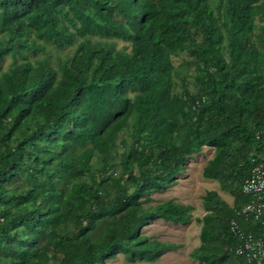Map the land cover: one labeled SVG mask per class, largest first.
<instances>
[{"label":"trees","instance_id":"1","mask_svg":"<svg viewBox=\"0 0 264 264\" xmlns=\"http://www.w3.org/2000/svg\"><path fill=\"white\" fill-rule=\"evenodd\" d=\"M212 1L0 0V264L156 261L177 245L142 228L188 223L193 207L152 194L204 147L203 176L234 200L206 191L190 256L244 264L228 223L261 150L264 0ZM48 44L74 48L53 66ZM183 51L195 91L184 75L177 89Z\"/></svg>","mask_w":264,"mask_h":264},{"label":"rangeland","instance_id":"2","mask_svg":"<svg viewBox=\"0 0 264 264\" xmlns=\"http://www.w3.org/2000/svg\"><path fill=\"white\" fill-rule=\"evenodd\" d=\"M218 0H213L212 5H216ZM116 48L127 50L129 44L114 40ZM74 46L68 47L64 50L56 49L51 45H45L44 56H47L53 66H56V59L58 57L65 58L73 51ZM43 56L42 54H40ZM38 55V56H40ZM191 57L186 52H179L173 56V64L179 75L175 76L177 89L179 90L181 78L185 76L188 82V88L195 91L193 81V69L184 65V62L190 60ZM1 68L7 69L11 65L9 57L0 61ZM126 137L122 133L118 139ZM214 154L212 147H204L203 150L197 154L190 156L187 160L186 169L177 176V183L168 187L163 193H153L152 197L154 203H158L167 199H174L183 204H190L193 207L192 219L185 224L171 223L163 220H153L142 228V233L148 235L150 238H155L163 242H170L177 245V248L170 250L161 255L156 261H136L130 263L126 260L123 254L119 253L116 257L109 259L112 264H203L190 256L192 249L200 244L199 231L201 223H198L196 218H201L205 213L203 207V196L208 190H215L222 199L230 205L233 204L234 196L221 189L220 183L216 179L205 178L202 174L203 168Z\"/></svg>","mask_w":264,"mask_h":264},{"label":"built area","instance_id":"3","mask_svg":"<svg viewBox=\"0 0 264 264\" xmlns=\"http://www.w3.org/2000/svg\"><path fill=\"white\" fill-rule=\"evenodd\" d=\"M254 138L261 150L249 153L252 163L249 175L239 186L247 201L235 210L228 223L229 233L234 239L230 250L244 264H264V125L254 131ZM240 219L256 224L257 231L245 229Z\"/></svg>","mask_w":264,"mask_h":264},{"label":"crops","instance_id":"4","mask_svg":"<svg viewBox=\"0 0 264 264\" xmlns=\"http://www.w3.org/2000/svg\"><path fill=\"white\" fill-rule=\"evenodd\" d=\"M157 220H161V219H157ZM165 254V253H164Z\"/></svg>","mask_w":264,"mask_h":264}]
</instances>
